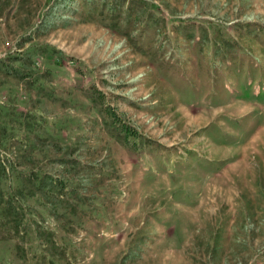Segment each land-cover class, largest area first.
I'll list each match as a JSON object with an SVG mask.
<instances>
[{"label": "rangeland", "instance_id": "obj_1", "mask_svg": "<svg viewBox=\"0 0 264 264\" xmlns=\"http://www.w3.org/2000/svg\"><path fill=\"white\" fill-rule=\"evenodd\" d=\"M0 264H264V0H0Z\"/></svg>", "mask_w": 264, "mask_h": 264}, {"label": "trees", "instance_id": "obj_2", "mask_svg": "<svg viewBox=\"0 0 264 264\" xmlns=\"http://www.w3.org/2000/svg\"><path fill=\"white\" fill-rule=\"evenodd\" d=\"M50 178L51 177V175L50 176H46V178ZM47 178V179H48ZM55 178V177H54ZM55 179H58V178H55ZM62 182V180H60L59 181V183H61ZM59 183H58V187L56 186V184H54V186L56 187V188H59ZM62 183H64V182H62ZM52 185H53V183L51 184L50 182H49V179H48V184L46 185V186H48V187H52Z\"/></svg>", "mask_w": 264, "mask_h": 264}]
</instances>
